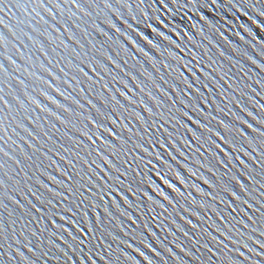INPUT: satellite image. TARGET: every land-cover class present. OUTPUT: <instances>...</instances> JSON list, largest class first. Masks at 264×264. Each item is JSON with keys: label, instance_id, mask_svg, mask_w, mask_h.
Instances as JSON below:
<instances>
[{"label": "water", "instance_id": "water-1", "mask_svg": "<svg viewBox=\"0 0 264 264\" xmlns=\"http://www.w3.org/2000/svg\"><path fill=\"white\" fill-rule=\"evenodd\" d=\"M0 264H264V0H0Z\"/></svg>", "mask_w": 264, "mask_h": 264}]
</instances>
